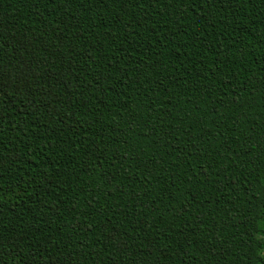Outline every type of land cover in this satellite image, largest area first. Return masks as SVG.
Segmentation results:
<instances>
[{
	"label": "trees",
	"instance_id": "1",
	"mask_svg": "<svg viewBox=\"0 0 264 264\" xmlns=\"http://www.w3.org/2000/svg\"><path fill=\"white\" fill-rule=\"evenodd\" d=\"M260 228L264 0H0V264H264Z\"/></svg>",
	"mask_w": 264,
	"mask_h": 264
},
{
	"label": "snow or ice",
	"instance_id": "2",
	"mask_svg": "<svg viewBox=\"0 0 264 264\" xmlns=\"http://www.w3.org/2000/svg\"><path fill=\"white\" fill-rule=\"evenodd\" d=\"M257 235H259L260 239L257 240ZM252 239L254 242L264 245V228H260L257 231H253Z\"/></svg>",
	"mask_w": 264,
	"mask_h": 264
}]
</instances>
